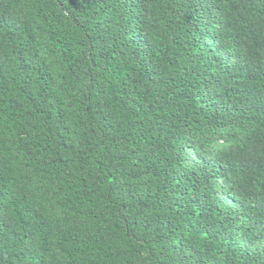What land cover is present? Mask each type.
Here are the masks:
<instances>
[{
	"label": "trees",
	"instance_id": "1",
	"mask_svg": "<svg viewBox=\"0 0 264 264\" xmlns=\"http://www.w3.org/2000/svg\"><path fill=\"white\" fill-rule=\"evenodd\" d=\"M0 264H264V0H0Z\"/></svg>",
	"mask_w": 264,
	"mask_h": 264
}]
</instances>
